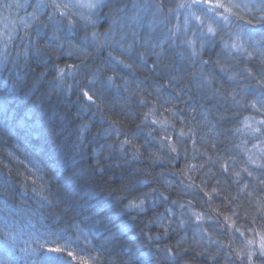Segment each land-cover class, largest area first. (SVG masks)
<instances>
[{
	"label": "clouds",
	"instance_id": "clouds-1",
	"mask_svg": "<svg viewBox=\"0 0 264 264\" xmlns=\"http://www.w3.org/2000/svg\"><path fill=\"white\" fill-rule=\"evenodd\" d=\"M0 264H264V0H0Z\"/></svg>",
	"mask_w": 264,
	"mask_h": 264
}]
</instances>
